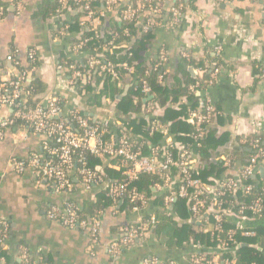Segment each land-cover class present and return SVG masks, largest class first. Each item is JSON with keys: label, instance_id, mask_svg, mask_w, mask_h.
Masks as SVG:
<instances>
[{"label": "crops", "instance_id": "obj_1", "mask_svg": "<svg viewBox=\"0 0 264 264\" xmlns=\"http://www.w3.org/2000/svg\"><path fill=\"white\" fill-rule=\"evenodd\" d=\"M51 1L0 0V81H7L15 72L10 58L24 62L32 50L40 63L36 75L47 85L49 94L62 96L66 105H74L89 115L103 116L107 109L106 99L101 108L87 107L83 99L67 91L63 74L56 68L68 61L81 65L83 53L71 50L78 34L69 32L66 23L71 21L74 12L46 20L39 17L41 6ZM174 1L164 0L163 8ZM156 35L152 45H163L173 65L181 57L191 55L200 59L208 51L213 54L214 46H221L220 59L226 67L220 69L205 94L219 113L213 125L216 135L226 133L229 141L208 163L221 162L220 157L226 155L239 166L245 159L242 151H250L243 140L260 136L264 144V78L257 69L264 67V3L195 0L193 8L186 9L178 26L170 31L157 29ZM187 69L192 77L201 75L200 70ZM126 87L125 96L132 83L124 80L116 84V102L120 101L117 98ZM196 98L202 99L203 94H196ZM109 100L112 106L116 104ZM112 108L120 117L119 111ZM6 112L4 107L0 108V117ZM154 117L163 120V111L159 110ZM41 141L40 137L18 128L5 130L0 139V219L8 224L4 249L10 250L14 261H18L19 248L27 247L32 256L42 258L48 264H141L144 258L151 256L166 263L172 260L176 264H191L184 257L185 251L170 248L163 237L155 236L136 242L118 256L110 255L107 252L109 243L117 238L123 227L141 216L127 209L110 207L100 212L96 240L91 238L89 229L70 230L49 220L46 217L49 206L61 207L72 200L83 207L93 201L96 194L86 192L80 184L70 195L59 193L50 182L29 172L19 173L14 162L26 161L31 153L42 154ZM258 175L264 176V161L259 163ZM151 209L150 205L146 215L153 211Z\"/></svg>", "mask_w": 264, "mask_h": 264}, {"label": "built area", "instance_id": "obj_2", "mask_svg": "<svg viewBox=\"0 0 264 264\" xmlns=\"http://www.w3.org/2000/svg\"><path fill=\"white\" fill-rule=\"evenodd\" d=\"M95 1L103 3L99 11L92 7ZM183 1L186 2V0H179L178 5L170 8V19L166 22L153 19L161 11L162 5L154 6L151 0H59L60 7L57 16L74 12L72 6L77 8L83 14L78 20L80 31L83 29L97 31L104 25L103 18L111 13L114 14L117 21L137 20L143 32L151 27L171 30L182 20ZM251 1L264 3V0ZM117 13L119 14L118 17L116 16ZM149 13L152 17L146 19ZM1 14L0 10V16ZM87 41L88 39L80 40L79 33L78 39L71 45V50L77 54H84L82 47ZM109 46L112 47L113 43L110 42ZM102 49L104 51L106 46H103ZM221 51V46L216 45L213 47V52L217 56H220ZM29 52L30 59L36 56L34 51L30 50ZM96 53L93 50L89 55L86 53L81 65L70 63L56 66L57 70L63 74L64 84L69 93L77 95L79 90L84 95L85 90H83V87L94 82L93 74L115 80L119 77V72H123L124 80L128 79L130 83L134 82L132 81L133 67L127 63L113 64L110 61H105L102 56ZM158 58L160 64L165 63L167 53L161 49ZM10 60L13 61V58H10ZM30 72L26 70L24 73L19 74L20 78L17 81L10 80L12 74L10 79L0 84V108L4 107L7 110L0 117V139H2L4 131L12 128L15 123L21 122L28 125L30 133L42 140V154L31 153L26 161H15L13 165L19 173L29 172L50 182L55 191L67 195L72 194L74 183L78 180L86 192H91L93 189L102 190L105 197L113 202L122 201L125 198L128 204L131 205L130 211L137 215L141 214L137 221L123 227L117 238L109 243L107 252L110 255L118 256L123 250L135 245L136 242L147 241L153 236L152 229L157 220L151 213L148 214V216L150 215L149 218H144L145 211H148L151 201L140 194L135 187H130V182L136 180L139 174H150L158 178L152 187V191L163 195L162 210L165 213L171 212L176 200H186L190 220L202 226L204 232L220 234L224 231V223L234 221V229L226 232L228 237L236 233L245 237L255 235L253 231L245 229L244 222L252 218L245 215L244 211L260 217L264 212V197L254 199L249 206H241L237 212L233 209L235 201H231L229 206L226 207L224 198L228 194L236 200L239 190H242L245 194H250L252 189L255 188L257 181L254 184H246L245 181L249 178L256 179L258 175V166L264 157V150L259 147V139L255 138L250 142L246 139L243 140V144L253 149L254 153L245 158L239 166L235 165L232 158L222 155L220 160L223 166L227 169L233 167L236 170L227 178L224 176L221 179H213L211 182L208 179L207 182L201 178V165L191 151L190 146L175 143L167 127L159 124L156 118L151 122L149 135H160L159 143L147 145L145 140H141L139 144L135 143L131 130L116 116L117 111L112 108L114 106L111 105L109 98H105L107 109L103 116L94 117V115H90V118H87L82 115H75V127L67 124L68 121L64 119V113L58 99L52 94H46L35 105L25 106L22 96L30 94L29 91H23L25 84L21 81L25 77L28 79ZM218 72V68H215L213 77ZM261 75L264 76V70ZM213 82V80L210 81L206 89L211 87ZM6 83L12 88L8 94H6ZM205 90L196 93L203 94V98L198 110L190 113L192 116L190 121L196 122L198 125L204 123L210 125V117L215 113V107L206 96ZM141 91L147 98H152L150 89L145 82L142 83L140 93ZM148 111L152 116L159 110L153 108L152 105H148ZM18 129L29 132L24 126ZM204 137V131H196L191 134V138L195 142ZM145 147L148 150L146 153ZM84 153L94 157H105L106 160L101 167L93 170L86 162L83 156ZM105 167L119 173L122 178L108 181L104 173ZM237 205H240V203H237ZM80 212L81 207L74 202L66 201L61 207L49 206L46 210V217L49 220L57 221L62 227L70 230L77 228L89 229L91 238L96 240L100 212L91 221L80 218ZM7 233L8 224L0 219V246L4 248ZM195 248L196 252L200 251L202 253L204 251L197 246ZM228 250L233 251L234 249L222 245L218 248V253L211 258L204 255H193L190 258V263L234 264V259L227 260L224 263L220 261V253ZM18 251V264H28L29 250L27 247H20ZM3 263L4 258L0 257V264ZM31 264L48 263L37 259ZM141 264L176 263L172 260L167 263L162 262L159 258L151 256L144 258Z\"/></svg>", "mask_w": 264, "mask_h": 264}, {"label": "trees", "instance_id": "obj_3", "mask_svg": "<svg viewBox=\"0 0 264 264\" xmlns=\"http://www.w3.org/2000/svg\"><path fill=\"white\" fill-rule=\"evenodd\" d=\"M151 1L154 6L162 5L161 11L153 19L163 22L170 19V8L179 4V0H176L163 8L164 0ZM194 2L195 0L183 1L184 7L181 13L184 14L187 8H193ZM102 4L101 2L95 1L92 7L99 11L103 6ZM59 7V0L47 2L41 6L38 15L43 20L55 17L58 14ZM71 8L74 9V13H72L71 21L66 23L68 26L67 30L77 34L80 33V40L88 39L82 47L84 52L83 59H85L86 53L89 55L93 50L97 52L96 54L102 56V59L105 61H110L113 64L127 63L134 69L132 80L134 82H132V87L129 89L127 96L118 102L115 99V89L119 81H124L125 77L123 72H119V77L115 80L108 77H100L92 73L94 82L83 87V90H85L84 95L79 90L77 93V96L85 101L87 107L101 108L103 99H111L113 102H116L114 107L121 115L118 118L136 136L133 137V141L139 144L141 140H145L147 145H155L159 143L161 136L158 134L149 135L151 122L155 118L153 117L155 114L151 116L150 111H148V105H152L156 110L163 111V120H160L159 124L167 127L175 143L190 146L191 151L201 165L200 175L202 179L205 181L210 179L209 181L211 182L213 179L231 176L236 170L235 168L233 169L231 167L227 169L219 161L216 164L208 163L210 158L219 154V148L225 147L229 141L228 134L222 133L216 135V130L213 127L219 118L217 108L214 106L215 113L210 117V125L205 123L198 125L196 122L190 121L192 117L190 113L197 111L201 104V99L196 98V93L205 90L207 84L212 80L214 81L213 71L215 68H218L220 71V69L226 67L223 61H221L220 56L214 53L211 54L208 51L200 59H195L189 55L188 57H181L180 61L173 65L170 57L167 55V61L160 64L158 53L161 49L166 52V48L161 44L157 47L152 45V42L157 38V29L154 27L143 32L137 20L115 21V16L111 13L103 18L104 25L97 31L94 32L87 29L80 31L78 20L83 14L77 8L73 6ZM118 15L117 13L116 16L118 17ZM149 17H152L150 13L146 19ZM101 31H103V36L101 35ZM110 42L113 43L112 47L109 46ZM103 46H106L104 51L102 49ZM29 53L24 62L13 57L15 72L10 79L11 81H17L20 78L19 74L24 73L26 70L31 71L28 79L25 77L21 81L25 84L23 91H29L30 94L28 96H22L25 101V106L35 105L49 92L47 85L36 75L40 65L37 57L34 56L30 59ZM68 64H70V61L67 62ZM187 67L200 70L201 75L192 77ZM79 68L82 69L81 66ZM257 69L259 75L264 78L261 75L264 67L259 66ZM143 82L149 87L152 98L148 97V99L142 91L140 93ZM1 83L3 82L0 81ZM6 84V94H8L12 88L8 83ZM191 87L193 88L191 89ZM52 96L58 99L59 105L64 113V119L68 121L67 124L76 126L74 123L75 115L90 118L87 111L77 109L74 105H66V99L62 96L54 93ZM22 126L30 132V127L21 122L15 123L12 128L17 129ZM196 131L205 132V137L197 142L191 138V134ZM255 138L260 140L259 147L264 150L262 137L252 136L247 141L250 142ZM247 147L250 149L249 152L242 151L244 153L243 157L245 158L250 157L254 153L253 149L248 145ZM147 151V147H145V153ZM83 156L93 170L101 167L106 160L105 157H94L88 153H84ZM261 161H264V157ZM104 173L108 181L122 178L119 173L113 172L106 167L104 168ZM157 180L158 178L154 175L139 174L136 180L130 182V187H135L140 194H143L151 201V211L153 210L151 214L157 220L156 225L152 229L153 236L163 237L167 246L170 248L174 247L185 251L184 257L189 260L193 255H204L207 258H211L214 254L218 253L217 250L219 247L227 245L234 250L222 251L220 253L219 257L222 263L234 259V264H264V212L259 217L252 215L248 211H244L245 215L252 218L244 222L245 229L254 232L255 235L252 237L240 236L237 233L228 237L226 232L234 229V221L224 223V231L222 233L210 234L209 232H204L202 226L190 220L186 200H176L171 212L165 213L162 210L163 195L156 194L152 191V187ZM256 181L258 182L250 194H245L242 190H239L236 200L227 194L224 198L225 206L228 207L231 201H235L233 209L237 212L241 206H249L254 199L264 197V176L257 175L256 179L249 178L245 183L254 184ZM74 184L75 189L80 182L77 180ZM91 192L96 194L95 199L81 207L80 218L82 219L91 221L94 217L98 216L99 212L110 207L118 210L131 209V205L128 204L125 198L122 201L113 202L105 197L104 191L102 190L93 189ZM69 201L72 202V200ZM237 203H240V205H237ZM149 217L150 215L144 216L145 219ZM6 242L7 240L5 241V245ZM196 246L204 251L202 253L200 251L196 252ZM9 252V249H4L3 246H0V257L4 258L3 264H18V261H14ZM28 257V264H31V262L37 259L48 263L42 258H35L30 252Z\"/></svg>", "mask_w": 264, "mask_h": 264}, {"label": "water", "instance_id": "obj_4", "mask_svg": "<svg viewBox=\"0 0 264 264\" xmlns=\"http://www.w3.org/2000/svg\"><path fill=\"white\" fill-rule=\"evenodd\" d=\"M101 34H103V33H101ZM125 82L128 83V79H125ZM127 88H128V87H126L125 90H124V92H123V94L117 98L118 100H121L123 97H125L126 92H127ZM149 98H150V97H149ZM149 98H148V99H149Z\"/></svg>", "mask_w": 264, "mask_h": 264}]
</instances>
